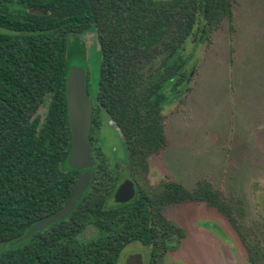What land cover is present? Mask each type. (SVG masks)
<instances>
[{"label": "trees", "instance_id": "16d2710c", "mask_svg": "<svg viewBox=\"0 0 264 264\" xmlns=\"http://www.w3.org/2000/svg\"><path fill=\"white\" fill-rule=\"evenodd\" d=\"M236 3L0 0V243H12L0 251V264H117L123 248L133 241L151 246L148 264H161L169 240L180 243L187 235L165 211L189 202H206L219 210L236 230L249 263L264 264V241L241 196L227 194L207 179L192 189L170 177L145 185L149 158L170 145L164 88L171 84L177 93L189 79L187 59L181 54L185 42L199 31L202 41H210L225 21L234 32ZM32 8L47 12L33 13ZM91 27L97 30L102 54L97 95L90 96L94 179L68 217L27 236L65 206L79 177L67 164L72 133L66 51L70 34ZM48 95L42 118L39 111ZM102 109L128 151L136 194L125 203L110 204L122 173L99 143ZM89 222L99 233L82 240L79 233Z\"/></svg>", "mask_w": 264, "mask_h": 264}, {"label": "rangeland", "instance_id": "374dc122", "mask_svg": "<svg viewBox=\"0 0 264 264\" xmlns=\"http://www.w3.org/2000/svg\"><path fill=\"white\" fill-rule=\"evenodd\" d=\"M234 13V32L225 21L210 41H202L200 31L186 40L181 54L187 59L189 79L177 93L171 84L164 88L170 145L149 158L145 185L155 186L170 177L192 189L207 179L244 199L248 218L264 241V0H237ZM66 58L69 66L85 64L89 93L95 99L102 64L95 27L69 35ZM50 99L48 95L41 106L42 118ZM100 121L99 143L111 165L119 167L120 184L131 179L125 141L104 109ZM165 215L187 235L180 243L169 240L161 264H250L236 230L215 207L182 203L169 206ZM98 233L89 222L79 237L89 240ZM11 246L1 242L0 251ZM136 253L148 264L151 246L127 244L117 264H126Z\"/></svg>", "mask_w": 264, "mask_h": 264}, {"label": "water", "instance_id": "95a60500", "mask_svg": "<svg viewBox=\"0 0 264 264\" xmlns=\"http://www.w3.org/2000/svg\"><path fill=\"white\" fill-rule=\"evenodd\" d=\"M30 11L37 14H45L47 12L41 8H32ZM66 96L68 118L72 133V147L67 157V164L70 168L79 171V177L65 206L38 222L27 233V236L33 230L44 228L71 214L85 197L94 179V159L90 140L93 105L87 89V71L83 62H76L69 69L66 81ZM135 194V182L127 178L116 188L114 199L116 202L125 203L131 200ZM126 264H144L142 255L139 253L130 255Z\"/></svg>", "mask_w": 264, "mask_h": 264}, {"label": "crops", "instance_id": "0c3cea01", "mask_svg": "<svg viewBox=\"0 0 264 264\" xmlns=\"http://www.w3.org/2000/svg\"><path fill=\"white\" fill-rule=\"evenodd\" d=\"M221 29H222V28H221ZM221 29H220V30H221ZM220 30H218V31H220ZM215 33H216V32H215ZM215 33H214V34H215Z\"/></svg>", "mask_w": 264, "mask_h": 264}, {"label": "flooded vegetation", "instance_id": "af4514ba", "mask_svg": "<svg viewBox=\"0 0 264 264\" xmlns=\"http://www.w3.org/2000/svg\"><path fill=\"white\" fill-rule=\"evenodd\" d=\"M135 182V181H134ZM136 185V184H135Z\"/></svg>", "mask_w": 264, "mask_h": 264}]
</instances>
